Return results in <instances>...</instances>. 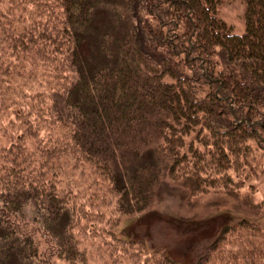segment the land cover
Returning a JSON list of instances; mask_svg holds the SVG:
<instances>
[{
    "label": "trees",
    "instance_id": "1",
    "mask_svg": "<svg viewBox=\"0 0 264 264\" xmlns=\"http://www.w3.org/2000/svg\"><path fill=\"white\" fill-rule=\"evenodd\" d=\"M222 1L232 0H0V264H49L37 232L66 264L86 263L78 218L106 212L75 211L51 172L60 164L90 165L120 216L152 204L165 167L195 194L208 169L218 177L204 186L236 197L230 163L247 161L251 142L264 151V0H241V34L215 15ZM99 11L128 26L102 30L86 59ZM124 152L136 161L119 173ZM109 224L114 245L146 254L115 236L117 217ZM150 255L177 264L162 246ZM198 264H264V223L225 226Z\"/></svg>",
    "mask_w": 264,
    "mask_h": 264
},
{
    "label": "rangeland",
    "instance_id": "2",
    "mask_svg": "<svg viewBox=\"0 0 264 264\" xmlns=\"http://www.w3.org/2000/svg\"><path fill=\"white\" fill-rule=\"evenodd\" d=\"M245 11L246 5L241 0L222 1L217 5L215 15L225 21L232 33L241 34L245 31ZM98 14L91 26L92 36L84 39L81 46V53L86 59L98 57L97 47L102 30L118 32L117 28L128 26L127 20L126 23H117L103 11ZM120 15L125 20L124 13ZM42 134L41 132V147L47 145V139L43 140ZM251 144L253 151L249 159L244 163L239 160V167H233V163H230V169L226 170L235 198L230 197L222 185L204 186L218 177L208 169L205 170L206 175L202 176V180L206 179L200 187L203 191L195 194L181 183L173 182L165 167L156 199L145 211L131 216H120L115 212V197L110 195L107 184L102 179H94L89 170L90 165L82 162L66 169L61 164L59 169L51 168L56 176L54 181L57 187L68 195V201L72 199L76 203H73L75 211L79 213L83 206L86 210L88 204H91V212H86L95 213L94 215L103 213L95 211L106 212L103 218L87 225L81 216L78 218L74 233L87 249L88 256L87 252L84 253L85 264H135L133 262L136 260L140 264H147L153 249L158 246L164 247L167 255L177 264H198L209 244L225 226L233 225L243 218L259 224L264 223V151L258 149L255 142ZM196 145L198 144L195 143L194 146ZM123 154L124 159L115 164L119 173H123L126 167L133 166L136 161L131 154ZM66 163L64 161V165ZM90 180L93 181L91 187L88 185ZM106 202L107 205L103 206ZM113 217H117L119 223L113 228L115 236L126 239L127 242L142 241L147 248L145 255L143 252L141 255L137 254L129 245L113 244L111 230L108 229L109 221ZM28 227L36 231L33 225ZM40 233L35 235L41 244V250L46 252L45 260L49 264H66L58 257L52 240Z\"/></svg>",
    "mask_w": 264,
    "mask_h": 264
}]
</instances>
